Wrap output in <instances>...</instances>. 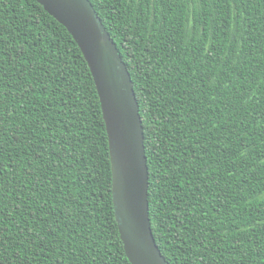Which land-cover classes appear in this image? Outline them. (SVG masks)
Segmentation results:
<instances>
[{"label": "trees", "instance_id": "16d2710c", "mask_svg": "<svg viewBox=\"0 0 264 264\" xmlns=\"http://www.w3.org/2000/svg\"><path fill=\"white\" fill-rule=\"evenodd\" d=\"M90 1L133 82L161 253L264 264V0ZM0 264H130L90 69L36 0H0Z\"/></svg>", "mask_w": 264, "mask_h": 264}, {"label": "water", "instance_id": "95a60500", "mask_svg": "<svg viewBox=\"0 0 264 264\" xmlns=\"http://www.w3.org/2000/svg\"><path fill=\"white\" fill-rule=\"evenodd\" d=\"M77 43L99 97L108 142L111 195L130 264H170L152 233L144 130L130 73L90 0H36Z\"/></svg>", "mask_w": 264, "mask_h": 264}, {"label": "snow or ice", "instance_id": "6c2138e0", "mask_svg": "<svg viewBox=\"0 0 264 264\" xmlns=\"http://www.w3.org/2000/svg\"><path fill=\"white\" fill-rule=\"evenodd\" d=\"M163 175V174H162Z\"/></svg>", "mask_w": 264, "mask_h": 264}]
</instances>
